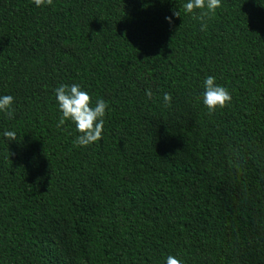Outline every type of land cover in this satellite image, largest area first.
<instances>
[{
	"label": "trees",
	"instance_id": "16d2710c",
	"mask_svg": "<svg viewBox=\"0 0 264 264\" xmlns=\"http://www.w3.org/2000/svg\"><path fill=\"white\" fill-rule=\"evenodd\" d=\"M184 3L0 0V264H264V0L204 31ZM72 84L108 104L87 147L58 126Z\"/></svg>",
	"mask_w": 264,
	"mask_h": 264
},
{
	"label": "clouds",
	"instance_id": "9594fccd",
	"mask_svg": "<svg viewBox=\"0 0 264 264\" xmlns=\"http://www.w3.org/2000/svg\"><path fill=\"white\" fill-rule=\"evenodd\" d=\"M37 7L44 4L50 5L52 0H33ZM221 7V0H186L183 8L185 14H193L195 10H201L199 19L201 20V31L206 30V18H210L209 14H214L216 9ZM174 15L179 16L178 12ZM169 23L172 22L171 17L166 18ZM203 105L210 111L214 112L218 108H223L231 102L230 92L216 83L214 76H207L203 81ZM56 101L58 104L61 118L58 126H63L66 121H70L75 125L76 131L80 133L75 140L74 145L78 147H87L102 139L104 129V117L108 104L103 99L96 101L92 106L90 95L81 89L80 85H60L54 90ZM145 95L151 99L153 93L149 90ZM165 105H170L172 97L170 94L163 95ZM15 98L12 95H0V113L7 119L14 118L13 104ZM3 137L7 140L15 141L17 133L15 131L5 130ZM165 264H182V261L175 256L169 255Z\"/></svg>",
	"mask_w": 264,
	"mask_h": 264
}]
</instances>
